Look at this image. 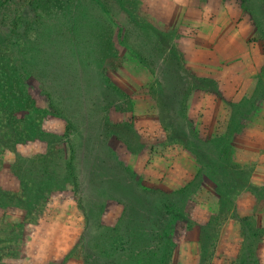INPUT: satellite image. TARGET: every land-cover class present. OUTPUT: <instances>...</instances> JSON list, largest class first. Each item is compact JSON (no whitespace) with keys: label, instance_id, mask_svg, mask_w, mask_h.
Wrapping results in <instances>:
<instances>
[{"label":"rangeland","instance_id":"374dc122","mask_svg":"<svg viewBox=\"0 0 264 264\" xmlns=\"http://www.w3.org/2000/svg\"><path fill=\"white\" fill-rule=\"evenodd\" d=\"M146 1L0 0V264H264V184L232 170L228 139L264 93L226 138L190 133ZM236 1L264 42L263 1ZM172 148L202 165L190 181Z\"/></svg>","mask_w":264,"mask_h":264},{"label":"crops","instance_id":"0c3cea01","mask_svg":"<svg viewBox=\"0 0 264 264\" xmlns=\"http://www.w3.org/2000/svg\"><path fill=\"white\" fill-rule=\"evenodd\" d=\"M149 2L152 7L148 26L165 34L183 61L178 75L187 92L182 115L188 131L207 140L222 139L236 107L246 101L254 103L257 93H264V42L258 24L236 0ZM154 108L153 104L152 116ZM236 124L240 129L228 138L232 142V170L247 174V184H264V97H257L251 110L240 116ZM169 151L170 157L175 156L167 162L169 169L177 176L181 173V181L202 169L189 149ZM179 187L175 184L173 188ZM217 211H202L200 216L195 212L193 217L205 215L202 221H206ZM233 225V235L239 234V226ZM225 235L222 228L220 242Z\"/></svg>","mask_w":264,"mask_h":264}]
</instances>
